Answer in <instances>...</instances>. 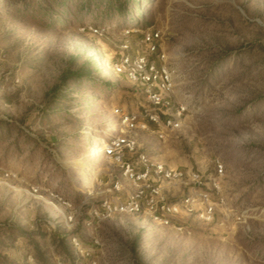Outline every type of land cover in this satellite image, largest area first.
Here are the masks:
<instances>
[{
  "label": "rangeland",
  "instance_id": "1",
  "mask_svg": "<svg viewBox=\"0 0 264 264\" xmlns=\"http://www.w3.org/2000/svg\"><path fill=\"white\" fill-rule=\"evenodd\" d=\"M128 53L164 55L168 112L186 107L164 139L138 130L139 151L219 179L210 221L96 212L128 187L103 152L116 110L148 105L114 70ZM0 264H264V0H0Z\"/></svg>",
  "mask_w": 264,
  "mask_h": 264
},
{
  "label": "built area",
  "instance_id": "2",
  "mask_svg": "<svg viewBox=\"0 0 264 264\" xmlns=\"http://www.w3.org/2000/svg\"><path fill=\"white\" fill-rule=\"evenodd\" d=\"M158 37L157 32L144 35L143 41L152 54L157 53ZM152 54H122L114 64L116 73L126 75L144 88L148 105H145L144 112L124 108L116 110L120 132L109 138L104 144L103 152L111 164L118 167L120 177L128 182V187L120 179L115 180L111 192L117 194L125 189V198H105L101 209L96 212L105 218L117 214L138 215L146 223L162 226L174 224L175 219L184 212H196L202 220L210 221L218 206L224 203L219 179H211L212 191L204 189L206 182L200 175L190 174L179 167L167 166L139 151L140 144L136 137L138 130L150 129L149 123H154L158 127V137L164 139L168 130H175L180 126L179 120L186 111V107L181 104L174 113L168 112L174 103L172 70L164 55L158 54L160 63H157L152 59ZM162 114H168V117ZM129 155L135 158L132 159ZM216 170L222 175L223 164L217 162ZM182 186L191 187L190 192L179 199L171 197V190ZM198 204L202 206L198 207Z\"/></svg>",
  "mask_w": 264,
  "mask_h": 264
},
{
  "label": "bare ground",
  "instance_id": "3",
  "mask_svg": "<svg viewBox=\"0 0 264 264\" xmlns=\"http://www.w3.org/2000/svg\"><path fill=\"white\" fill-rule=\"evenodd\" d=\"M115 126V125H114ZM109 127H110V125H109ZM114 127H113V125H112V128L111 129H113ZM114 131V130H113ZM109 133V132H108ZM105 144V143H104ZM99 147H100V145L99 144H95V146H94V149H96V153L97 154H99V153H101V151L99 150ZM103 149H104V146H103ZM94 153V152H93ZM96 153H94V154H96ZM88 162V161H87ZM94 162V161H93ZM92 163V162H91ZM90 166V168H91V170L92 171H95L96 172V170H94V167H93V165H89ZM96 169V168H95ZM94 172V173H95Z\"/></svg>",
  "mask_w": 264,
  "mask_h": 264
}]
</instances>
